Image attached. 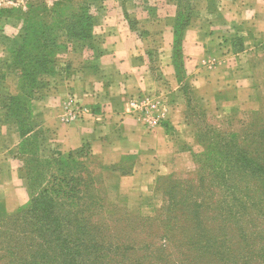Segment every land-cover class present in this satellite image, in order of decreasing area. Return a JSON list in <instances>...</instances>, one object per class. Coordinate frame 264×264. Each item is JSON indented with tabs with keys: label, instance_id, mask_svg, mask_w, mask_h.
I'll return each instance as SVG.
<instances>
[{
	"label": "crops",
	"instance_id": "0c3cea01",
	"mask_svg": "<svg viewBox=\"0 0 264 264\" xmlns=\"http://www.w3.org/2000/svg\"><path fill=\"white\" fill-rule=\"evenodd\" d=\"M160 1L167 12L136 5L129 21L117 4L106 21L97 17L89 40L74 42L72 68L61 73V87L34 112L41 121L37 136L53 132L57 122L61 155L84 148L88 167L104 173L107 200L142 215L158 209L161 177L193 165L198 144L188 120L192 99L227 118L250 115L264 103V0ZM2 92L0 201L11 214L28 203L29 192L16 160L22 137ZM140 99L165 109L162 124L135 116Z\"/></svg>",
	"mask_w": 264,
	"mask_h": 264
},
{
	"label": "trees",
	"instance_id": "16d2710c",
	"mask_svg": "<svg viewBox=\"0 0 264 264\" xmlns=\"http://www.w3.org/2000/svg\"><path fill=\"white\" fill-rule=\"evenodd\" d=\"M19 132L30 201L11 214L2 203L1 264H264V121L211 143L196 177L171 186L146 222L109 218L116 205L87 152L82 163L38 158L33 131Z\"/></svg>",
	"mask_w": 264,
	"mask_h": 264
},
{
	"label": "rangeland",
	"instance_id": "374dc122",
	"mask_svg": "<svg viewBox=\"0 0 264 264\" xmlns=\"http://www.w3.org/2000/svg\"><path fill=\"white\" fill-rule=\"evenodd\" d=\"M177 2L178 0H167L168 5L176 6ZM117 4H120L119 9L123 10V12L121 11L122 17L129 21L134 15V10L138 9L136 5L142 6L147 12L153 11L154 8L168 11L165 8H160V0L148 2H132L130 0H0V91L6 93L3 106L11 116L8 117L13 123V127L22 128L24 131L32 130L34 133L37 142L35 146L32 144L34 150L27 149L29 155L32 152H37L38 158L61 157V150L59 147L57 148V138H54L57 134L55 130L59 129L57 122L54 124L53 132L47 133L46 136H37L36 130L41 126V121L35 117L34 112L40 100L61 87V73L72 68L70 65L73 63L74 52H76L74 42L85 43L89 40L96 18L103 17L106 21L107 17L118 9ZM189 5L188 2L182 11L180 10L179 19L181 21L188 14ZM196 5L201 7L200 2ZM129 21L128 23H133ZM13 93H18V96H13ZM259 109L261 110L247 116L227 118L207 111L203 105L198 103L197 99H192L189 103L188 120L195 127V141L198 146H193L197 155L193 159L190 170L178 168L172 172V175L167 174L168 176L161 177L162 179L158 183L162 190L158 198V204H160L154 213L150 209H143L144 216L132 212L124 204L114 203L116 205L115 212L109 218L129 216L141 222L151 221L165 205L167 190L171 186L196 177L198 161L207 152L211 143H219L224 139L223 134L225 133L239 132L250 123L264 121V103ZM197 131L202 144L199 143L196 136ZM73 153H77L74 158L80 163L84 161L82 160L86 153L84 148L71 152V154ZM26 157L29 159L30 166L31 156L26 155ZM16 160L18 174L21 179L26 181L25 161L21 158L19 150ZM103 178L98 177L96 180L101 181ZM2 203L0 201V220H8L10 217L3 216ZM20 208L22 206L17 210ZM2 229L4 228L0 224V231ZM162 231H164L163 226L158 228L159 233ZM1 255L2 252H0V258Z\"/></svg>",
	"mask_w": 264,
	"mask_h": 264
},
{
	"label": "built area",
	"instance_id": "2783aa9c",
	"mask_svg": "<svg viewBox=\"0 0 264 264\" xmlns=\"http://www.w3.org/2000/svg\"><path fill=\"white\" fill-rule=\"evenodd\" d=\"M134 108L135 116H137L139 119H147L150 117L149 123H154L155 125H160L163 123L165 109L157 111L156 105H150L148 102L144 104L141 99L134 102Z\"/></svg>",
	"mask_w": 264,
	"mask_h": 264
}]
</instances>
